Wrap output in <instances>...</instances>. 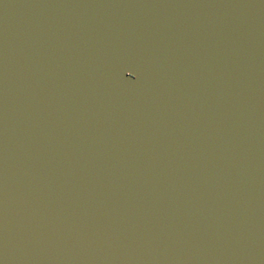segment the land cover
Returning <instances> with one entry per match:
<instances>
[{"label":"water","instance_id":"obj_1","mask_svg":"<svg viewBox=\"0 0 264 264\" xmlns=\"http://www.w3.org/2000/svg\"><path fill=\"white\" fill-rule=\"evenodd\" d=\"M0 264H264V0H0Z\"/></svg>","mask_w":264,"mask_h":264}]
</instances>
